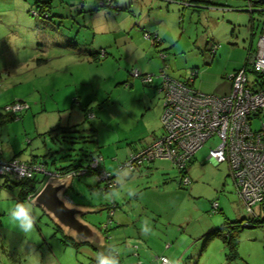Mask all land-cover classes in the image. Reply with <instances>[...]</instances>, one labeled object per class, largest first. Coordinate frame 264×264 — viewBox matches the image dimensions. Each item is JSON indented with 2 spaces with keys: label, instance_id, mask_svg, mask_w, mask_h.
I'll return each instance as SVG.
<instances>
[{
  "label": "rangeland",
  "instance_id": "rangeland-1",
  "mask_svg": "<svg viewBox=\"0 0 264 264\" xmlns=\"http://www.w3.org/2000/svg\"><path fill=\"white\" fill-rule=\"evenodd\" d=\"M45 1L51 3L46 11L49 17L34 15L35 10L41 12L37 4ZM237 1L219 0L214 9L194 12L191 8L179 11L176 6L166 3L161 4L162 7L145 5L141 9L139 3L133 4L132 0L118 11L109 7L98 8L99 0L87 9L83 0H80L79 7H76L77 0H0V116L9 115L7 107L11 105L19 102L26 105L21 118L0 122V155L5 152L3 155L10 156L11 145L24 158L28 151H39L43 141L38 134L57 124H65L69 119L82 124L84 131L71 133L68 135L71 138L55 144L46 139L53 150L61 152L66 149L54 154L57 162L67 152L71 156L64 164L77 163L84 153L95 151L97 146H101V152L109 160L111 155H108L116 149L113 143L116 135L100 128V122L104 120L110 128L116 124L112 117L109 119L116 109L110 101L118 98L115 95L117 89L121 92L124 87L128 91L123 96L132 99L130 86L133 81L138 80L141 85L143 82L141 78L132 77L136 69L144 73L140 68L145 67L147 73L155 77L165 69L166 74L174 79H187L196 71L195 89L214 95L230 93V76L244 67L250 68L248 75L254 80L249 61L261 36V28H257L259 14H254L257 29L251 34L249 12L232 11ZM101 9L111 13L106 12L103 18H99L97 13ZM129 10L134 12L131 14ZM145 16L147 21L156 25L152 32L149 29L142 32L140 19L144 20ZM168 18L175 23L174 34H166L159 27L167 26ZM238 20L242 22L239 25ZM118 23L126 28L122 35L105 32L108 25ZM104 32L107 37L102 36ZM145 32L156 34L162 42L154 46L153 39L144 37ZM112 35L123 45L128 35L136 47L133 44L124 48L106 47ZM100 49H106L108 56L95 59L92 54ZM143 50L148 56L140 66L134 52ZM162 54L166 55L164 61ZM155 65L158 66L157 72H150L148 68H155ZM85 110L94 113L88 120ZM94 126L98 135L90 131ZM253 126L257 127L258 122ZM120 134L122 136V131ZM99 141L106 142V145ZM218 143L217 138L209 140L200 149L197 161L189 164L190 185L180 183L179 169L168 161L160 169L153 168L152 174H146L145 165L142 172L132 178L134 180H124L137 195H123L114 201L116 204L103 198L110 190L105 192L104 182L99 183L94 176H91L93 189L86 185L80 189L76 180L66 197L73 203L98 209V212L85 215L84 220L96 226L104 237L108 236L107 245L118 250L122 264H133L129 261L133 247H141L149 241L153 242L152 253L145 256L139 250L141 257H136V262L150 264L147 260L151 257L166 254L180 264H264V227L242 229L235 260H230L222 239L206 241L208 231H203L201 223H210V219L252 218L239 204L228 165L215 166L204 161L209 150ZM52 158H48L51 168L54 167ZM124 159L125 156L120 155V160ZM123 176L120 174L119 178ZM81 178L84 176L76 179ZM115 179L118 181L117 176ZM120 188L121 184L115 190ZM21 189L18 181L0 175V192L4 194L0 199V264H95V256L101 251L87 243L78 246L64 244V233L59 231L55 235L57 225L31 201L27 202L36 216L34 230L26 236L10 223L6 213L16 202H21ZM95 192H100V196L94 195ZM213 202L219 203L220 211H213ZM254 210L264 219V204L255 205ZM118 217L124 219L120 227ZM145 219L151 229L147 235L141 231ZM109 220L111 224L105 227ZM42 230L46 239L39 233ZM139 240L143 241L142 244ZM167 244H171L172 250ZM33 252L38 255L37 260H30L29 254Z\"/></svg>",
  "mask_w": 264,
  "mask_h": 264
},
{
  "label": "built area",
  "instance_id": "built-area-1",
  "mask_svg": "<svg viewBox=\"0 0 264 264\" xmlns=\"http://www.w3.org/2000/svg\"><path fill=\"white\" fill-rule=\"evenodd\" d=\"M114 1L99 0L97 7L114 9ZM248 1H260V6L250 8L264 12V0ZM182 3L191 7L196 5V0H182ZM33 14L37 15L36 12ZM144 37L153 41L156 38L159 40L156 34L149 32H145ZM104 55L103 51L102 56ZM162 57L165 58L166 55L162 54ZM249 65L255 79L249 78L250 68L238 70L230 76L231 92L225 95L206 94L196 90V71L189 78L181 80L171 78L163 69L158 77L161 78L159 90L163 94L161 121L164 133L150 144L131 152L120 165V172L127 170L132 174L137 173L146 164L157 159H167L179 169L180 183L190 185L192 180L186 172V166L209 140L217 138L219 143L209 150L208 160L215 166L223 163L229 165L239 200L250 217H257L254 206L264 204V17L257 49L251 53ZM132 77L141 78L146 84H151L156 78L155 75L142 73L139 69L133 70ZM25 108L26 105L19 102L7 107V110L16 114L22 113ZM256 121L258 126L254 127L253 123ZM102 163L103 157L95 156L90 166L66 175L75 179L86 175L92 169L97 173L95 176L98 182H104L106 190L114 189L118 183ZM37 174H43L47 179L66 176L18 158L0 161V175L26 180ZM34 196L35 194L29 199L32 200ZM212 209L217 212L219 203L213 202ZM109 224L111 220L105 227ZM245 226H250V222L245 221ZM135 255L138 254L135 252ZM165 260L171 261L168 257L161 256L156 264H165Z\"/></svg>",
  "mask_w": 264,
  "mask_h": 264
},
{
  "label": "crops",
  "instance_id": "crops-1",
  "mask_svg": "<svg viewBox=\"0 0 264 264\" xmlns=\"http://www.w3.org/2000/svg\"><path fill=\"white\" fill-rule=\"evenodd\" d=\"M136 1H137V3H139V6H140L139 8H141V9H143L145 5L150 7V6H154V4L159 5V7H162L161 4H163V3L164 4L166 3L167 5L176 6L179 9V11L190 8V7H186L185 5H183L182 0H132L133 4L136 3ZM216 1H219V0H210V1L209 0L208 1L203 0L200 3L198 2L200 7L195 8V9L191 8V9L194 12H201L202 10L214 9V7L218 6L216 4ZM41 4L43 5L42 2H41ZM49 5L51 7V4H49ZM115 6H117V9H115V8L114 9L109 8V9L118 11L121 9V7H124V4L121 5V4L117 3V0H116ZM201 6H205V8H203ZM234 7H235V9L232 11L243 12V13L249 12L248 15L250 16L249 24H250L251 34H253V32L257 28H261V30H262V21H263L264 14L259 13V11H257V10L256 11L251 10L250 7H253V5H251V3L248 0H238L237 2L234 3ZM247 8H249V10H247ZM253 8H255V7H253ZM40 9H41V7H40ZM167 9H168V7H167ZM106 12L111 13L110 11H106ZM128 12L132 14L134 11L129 10ZM187 12H189V11L187 10ZM253 12H255L254 14H256V15L259 14V16H258L259 21H258L257 28H256V23H255L256 22L255 21V15L253 14ZM229 13L231 14L232 12L230 11ZM143 15H144V13H143ZM242 16H245V15H242ZM241 23H242L241 20L237 21L238 25ZM140 24H141V27L144 29V30H142V32L145 30H148V29H149L148 31L152 32V28L155 25L152 23V21H150V22L147 21L146 16H145L144 20L140 19ZM235 24H236V22H235ZM150 25H152V26L150 27ZM106 28H107V30L105 32L116 33V34L121 33L120 35H122V33L126 31L125 30L126 28L123 27L121 23H118V24H115L112 26L108 25ZM131 31H133V30H130V32ZM105 32L102 34L103 37H107V34H105ZM126 36H127V40L124 42V45H123L120 39H118L115 35H112V38L109 39V41H108L109 43L107 42L108 44L106 45V47H109V48H114V47L115 48H117V47L121 48V47H123L124 48V47H128V45H131V44L134 45V43L130 42V38H128V35H126ZM154 46H157V45H155V43H154ZM134 55L137 58L139 65L141 66L142 65L141 61L143 63H145V60H147L148 52L146 50H143L141 53L135 51ZM107 56H108V53L104 58H106ZM157 63H158V61H157ZM140 69L144 73L148 72L147 68H145V67L140 68ZM157 69H158V66L156 68V65H155V68H151V67L148 68V70H150V72H157ZM184 79H181V80H184ZM128 81H129V78L124 83L125 84L124 86H126V83ZM160 84H161V79L159 77L154 78V80L151 84H146V83L142 82V85H141V84H139L138 80H135V82L133 81V84L130 86V88L133 89L131 91L133 93V97L130 100L125 99V97L123 96L124 93L126 91H128V88H126V87L121 88L122 89L121 92L119 91V89H117L118 91L115 95H118V98H114L110 101V104L112 106H115L116 109L114 112L111 113V115L109 117V119L112 117V119H111L112 122H116V124L112 125V128H110V126L107 127L108 124L104 120L100 122V128L104 127L109 132V134L116 135L115 138H113V139H115V141L113 143H115L116 149L112 150L110 152V154L108 155V156L111 155V158H109V160H107V157L104 156V154L101 152V146H97V149L99 148V150H100L99 152L103 157V163H102L103 167L107 171H110L112 174L116 175L118 180L122 179L123 181L124 180L131 181V180H134L132 178H136V176H137L136 173L135 174L129 173L128 176H126V177L123 176V177L119 178V175L124 173V172H119V166H118L119 163L124 161L132 151L137 150V149H139L145 145L150 144L156 138L163 135V133H164V128H163L162 121H161V116L163 113V94L159 90ZM137 93H138V95H137ZM136 95H137V97H136ZM137 101H139L137 103L138 105L135 104ZM85 113H86V110H85ZM108 123L110 124L109 121H108ZM78 124L79 123L70 122V120L68 119L65 122V124H57L56 126L51 127L50 129H53L55 127H59L58 130H56L51 135L46 134L50 129L45 131V132L39 133L38 134L39 139H41L43 141L41 148H39V151H35V150L28 151V154L25 158L21 154H18L19 152H17L18 150L14 145H11V155L10 156L8 154L3 155V153H5V152H3L0 155V161L11 160L13 158H19V159H21L23 161H27V162H30V161L31 162H44L53 171L62 170L66 166V164H64L65 162H62V161H66L67 159H65V160L61 159V160H59V163H58L57 160L55 159L56 156L54 154L55 153H62L63 151H66V149L61 150V152L55 151L52 148H50V146L46 142V139H51L52 142L55 144L54 141L58 142L59 139L64 135V133H63L64 131H66L68 128L75 126V125H78ZM94 128L96 129V134L98 135L97 128L95 126H94ZM120 131H122V133H123L122 136L120 134ZM99 143L106 145V142H104V141H99ZM201 150L196 152L194 158L192 159V161L190 163V166L195 161H197V159L199 158L198 155L201 152ZM64 154H65V152H64ZM120 155H124L125 159L120 160ZM50 156L53 157L52 158V164L54 165L55 168L54 167L51 168V165L48 162V158ZM62 156H64V155H62ZM168 161L169 160H167V159H157V160H155L149 164H146L147 166L144 168V169H146L145 170L146 174H152L153 168L160 169L162 166L164 167V165ZM204 161H206L208 163L210 162L208 160V155H207V157H204ZM223 164H227V163H223ZM190 166H189V170L191 168ZM228 167H229V165H228ZM141 172H142V169L139 171V173H141ZM230 175H231V173H230ZM139 178H141V177H139ZM38 179H41V176H39ZM76 180H78V182H79L78 186L80 187V189L82 188V185L83 186L84 185L89 186V189H93V186H91V181L94 179H93V177H91V175L88 176V178H87V176H85L84 178H81V179H73L72 187L74 186L75 183H77ZM43 184L41 181H39V183L37 184L36 192H38L40 190V188L43 186ZM119 185H120V183H119ZM67 200H68V198H67ZM68 201H69V203L76 205V206L94 208L91 205L76 204V203L71 202L70 200H68ZM239 204H241V206H244L240 200H239ZM236 209H237V206H236ZM218 211H220V205H219ZM255 213H256V216L262 220V216L258 215L256 211H255ZM243 219H244V217H242L241 219H210V223L203 222V223H201V225L204 229L203 231L209 232L210 230L215 229V227L217 225L223 226L227 220L240 221ZM117 220H118V227H120L124 223V219H123V217H118ZM94 227H96V226H94ZM54 230H55V235H57V233L59 231H62L58 226H56ZM39 233L41 234L43 239H46V236H45L46 233H44L43 230L40 231ZM65 238L66 237H64V239ZM107 241H108V236L105 237V241H104L105 244H107ZM139 241H141V240H139ZM62 242H63V240H62ZM142 242L143 241H141V244H142ZM87 244L90 245V243H87ZM66 245H70V244H66ZM170 246H171V244H167L168 249L170 248ZM95 249H97V248H95ZM162 249L165 250V247L163 246ZM162 249H161V251H162ZM139 250H142V254L145 256L150 255V253H152L151 251L153 250V242H151V241L144 242L142 244V246L141 247L138 246L137 249H135V246H134L131 253H130L131 258H129V261H131V263L136 264L137 258L141 257V255L139 254ZM169 250H172V247ZM135 252L138 255H135ZM163 256H166V254ZM158 257H161V256L157 255V256H154L153 258L151 257L147 261L150 264H156Z\"/></svg>",
  "mask_w": 264,
  "mask_h": 264
},
{
  "label": "trees",
  "instance_id": "trees-1",
  "mask_svg": "<svg viewBox=\"0 0 264 264\" xmlns=\"http://www.w3.org/2000/svg\"><path fill=\"white\" fill-rule=\"evenodd\" d=\"M202 1L203 0H196V5L195 6H191L190 8H194L195 9V8L200 7L199 3L202 2ZM204 1H208V0H204ZM42 3H43V5L41 3H40V5L37 4L38 7L39 6L41 7V9L39 7L41 12H39L38 10H35V12L37 13V16L49 17V14L46 11H48V7H50L49 4H51V3L50 2H46V1L42 2ZM260 4H261L260 1H256V2L255 1H251V5H253V7H256V8L258 6H260ZM102 8H106V7H102ZM115 9H117V6H115ZM253 10H255V11L257 10V11H259V13L264 14V12L259 10V9H253ZM254 13L255 12H253V14ZM152 35H155V34H152ZM160 42H162V40H160V39L157 40V38L154 41L155 45H157V46L160 44ZM103 51L105 52L104 56H102ZM92 55H93V57L95 59H99V58L103 59L107 55V51L105 49H100V51L94 52ZM165 59H166V57L163 58V61ZM90 114L94 115L93 112L86 111L85 115H86L87 120H88V117H90ZM21 116H22L21 113H16V114L10 113L9 115H7L5 117H3V115H2V116H0V122L7 121V120H15V119L21 118ZM58 128L59 127H55L53 129H50L46 134L51 135L56 130H58ZM81 131H84V129L82 127V124H78V125L72 126V127L68 128L66 131L63 132L64 135L59 139V141L66 140L67 138L70 137L68 135L71 134V133H76V132H81ZM90 131L96 135V129L94 127H91ZM54 142L56 143V141H54ZM137 150H134V151H137ZM99 151L100 150L98 148L95 151L84 153L83 158H81L79 161H77V163H70L69 165H66L62 170L53 171L44 162H31V161L30 162L24 161V162H26V163H37V164L42 165L47 171L57 172V173H59L61 175H66V174H68L70 172H77V171H80L81 169H83V168H85L87 166H90L91 161H92V159L95 156H102ZM134 151H132V152H134ZM70 156H71V154L65 152V156H62V160H65L68 157L70 158ZM13 159H15V158H13ZM6 161H9V160H6ZM21 161H23V160H21ZM62 162H65V161H62ZM190 163L191 162H189V164ZM189 164L185 168L186 172L188 170ZM108 172H110V171H108ZM119 172H120V170H119ZM95 174H97V173H95L94 171H92V169H90L89 172L86 175H84V177L85 176H90V175L96 177ZM41 175H42L43 178L41 177V179H38V177L41 176ZM112 175H113L114 178H116V175H114V174H112ZM5 177H11V176H5ZM76 178H80V177H76ZM13 179H15V178H13ZM15 180L18 181V183H20V185L22 186V189H21L20 195H19V201H21V202L24 201L25 202L27 200L31 201L29 199V197H31L32 195L35 194V192L37 190V184L39 183V181H41L42 184L45 183L46 180H47V177L45 175H43V174H37L32 179H26V180H17V179H15ZM118 185H119V183H118ZM118 185L115 188H117ZM104 191L106 192L107 190L104 189ZM245 221L250 222V226H244L243 222H245ZM252 226L264 227V219L261 220L259 217H252L251 219H247V220L243 219V220H240V221L227 220L223 226H221L219 228L212 229L209 232H207L205 234L206 241L209 242L210 240L215 239V238L222 239L224 241L226 247H227L228 255H229L230 260H235L238 257V251H239V245H240V233H241L243 228L252 227ZM63 242L65 244H70V245H73V246H78L79 245L73 239L68 238V237L63 239Z\"/></svg>",
  "mask_w": 264,
  "mask_h": 264
},
{
  "label": "water",
  "instance_id": "water-1",
  "mask_svg": "<svg viewBox=\"0 0 264 264\" xmlns=\"http://www.w3.org/2000/svg\"><path fill=\"white\" fill-rule=\"evenodd\" d=\"M72 182L71 175L50 177L31 201L53 220L65 237L78 244L90 243L101 252L105 251L109 246L104 242V235L84 220L85 215L98 212V209L76 206L67 200L66 194Z\"/></svg>",
  "mask_w": 264,
  "mask_h": 264
},
{
  "label": "clouds",
  "instance_id": "clouds-1",
  "mask_svg": "<svg viewBox=\"0 0 264 264\" xmlns=\"http://www.w3.org/2000/svg\"><path fill=\"white\" fill-rule=\"evenodd\" d=\"M96 0H83L84 8H90L94 6ZM128 0H117V3L123 5L126 4ZM80 6V0H77L76 7ZM107 13L104 9H101L97 16L99 18H103ZM161 30L168 34L175 33V23L171 18H168L167 26L161 27ZM123 175L126 177L129 175V171H124ZM117 183L121 184L120 190L111 189L108 193L104 195V199L109 202H114L115 200L120 199L123 195H127L128 197H135L137 192L135 189L125 184L122 179L118 180ZM94 195L100 196V192H95ZM4 198V194L0 192V199ZM7 216L12 225L19 228L21 232H23L26 236L34 230L36 216L34 214L33 208L31 204L27 201L25 202H16L12 207L7 210ZM149 221L145 219L142 222L141 231L143 234L147 235L151 232V229L147 226ZM30 260H37L38 255L33 253L29 254ZM51 259V257H50ZM95 264H120L119 253L118 250L114 246H110L105 249V251L98 252L95 256ZM165 264H180V262L176 259L171 261L165 260Z\"/></svg>",
  "mask_w": 264,
  "mask_h": 264
}]
</instances>
